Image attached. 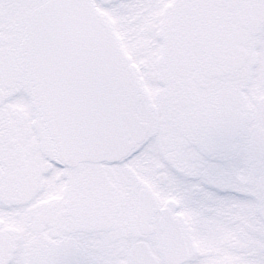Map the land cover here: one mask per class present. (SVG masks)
Instances as JSON below:
<instances>
[{
    "label": "snow or ice",
    "instance_id": "1",
    "mask_svg": "<svg viewBox=\"0 0 264 264\" xmlns=\"http://www.w3.org/2000/svg\"><path fill=\"white\" fill-rule=\"evenodd\" d=\"M0 264H264V0H0Z\"/></svg>",
    "mask_w": 264,
    "mask_h": 264
}]
</instances>
